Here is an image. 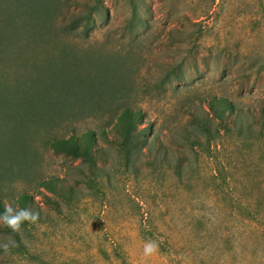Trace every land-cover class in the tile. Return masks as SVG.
Segmentation results:
<instances>
[{"label":"rangeland","instance_id":"374dc122","mask_svg":"<svg viewBox=\"0 0 264 264\" xmlns=\"http://www.w3.org/2000/svg\"><path fill=\"white\" fill-rule=\"evenodd\" d=\"M87 1L85 35L72 0H0V202L40 214L0 264H264V0Z\"/></svg>","mask_w":264,"mask_h":264},{"label":"trees","instance_id":"16d2710c","mask_svg":"<svg viewBox=\"0 0 264 264\" xmlns=\"http://www.w3.org/2000/svg\"><path fill=\"white\" fill-rule=\"evenodd\" d=\"M72 1L73 2H71L70 4H72L73 6H78V7L85 9L84 14L72 13L71 15L73 16L75 15L73 18L74 25L83 20L81 33L86 35L88 30H90L92 26L91 24L92 14L91 13L95 11L96 7L91 6L87 0H72ZM135 7H136L135 4L132 2L131 17L133 18L137 17ZM206 107L209 112L207 113L208 114L207 118L200 121L199 117L194 116L192 118L193 119L192 122L195 125L196 129H198L204 136L208 137L212 133L210 123L213 120H216L217 125L218 124L220 125V123H222L225 119L231 117L233 113L232 112L233 106L226 98L219 97V98H212L208 100ZM139 117L140 116L137 111H133L130 108H124L117 118L121 121V124L124 127L130 130V129H135V124H136V121H138ZM147 129H150V128H147ZM216 129L217 128H215V130ZM138 133L143 134L144 132H138ZM53 143L69 151V153H71L75 158H78V157L83 158L89 155L90 147L92 146V143H93V138L90 132H84L78 136L69 135L66 138L64 137V138L55 139ZM40 184L47 187L50 191H52L53 193H55V195H57V192H56L57 184L54 183L53 179H44L40 182ZM18 199L22 203V208H26L25 205L29 202L28 196L21 195L18 197ZM4 208L5 207L0 202V212H3ZM8 231L11 232L12 230L9 229Z\"/></svg>","mask_w":264,"mask_h":264},{"label":"clouds","instance_id":"9594fccd","mask_svg":"<svg viewBox=\"0 0 264 264\" xmlns=\"http://www.w3.org/2000/svg\"><path fill=\"white\" fill-rule=\"evenodd\" d=\"M39 212L31 211L28 208L14 209L11 205L5 206L4 211L0 212V224L7 226L13 232H18L25 222L35 224L39 219ZM0 248L5 251L9 249V244H0ZM159 246L153 240L144 243L143 253L146 257L158 252Z\"/></svg>","mask_w":264,"mask_h":264}]
</instances>
